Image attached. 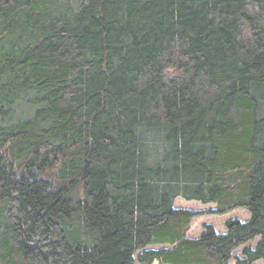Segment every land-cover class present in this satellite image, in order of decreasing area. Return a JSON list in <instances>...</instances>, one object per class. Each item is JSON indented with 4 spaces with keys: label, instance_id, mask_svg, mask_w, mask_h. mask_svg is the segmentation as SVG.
Masks as SVG:
<instances>
[{
    "label": "trees",
    "instance_id": "1",
    "mask_svg": "<svg viewBox=\"0 0 264 264\" xmlns=\"http://www.w3.org/2000/svg\"><path fill=\"white\" fill-rule=\"evenodd\" d=\"M176 198L250 219L190 239ZM230 260L264 264V0H0V264Z\"/></svg>",
    "mask_w": 264,
    "mask_h": 264
},
{
    "label": "rangeland",
    "instance_id": "2",
    "mask_svg": "<svg viewBox=\"0 0 264 264\" xmlns=\"http://www.w3.org/2000/svg\"><path fill=\"white\" fill-rule=\"evenodd\" d=\"M174 209H183V210H189L197 213V216L192 219V222L190 224V229L187 234L188 238L190 239H197L203 232V227L206 225L212 226V228L217 232L218 234H224L225 233V223L228 220L237 219L241 222H248L250 219V216L248 212L244 210H236L230 213H227L222 216H216L213 214H209L210 211L215 209V206L212 204L208 205H202L198 202L194 201H184L180 198H176L173 203ZM258 239H256L253 243H251V248L255 247L256 242ZM159 247H148L146 249H158ZM245 249V247L238 248L232 255L241 257L242 251ZM228 264H234L233 260H230ZM255 264H263L262 262L258 261Z\"/></svg>",
    "mask_w": 264,
    "mask_h": 264
}]
</instances>
